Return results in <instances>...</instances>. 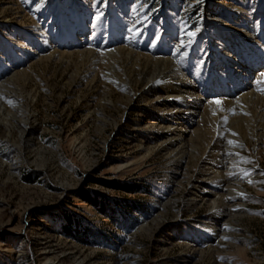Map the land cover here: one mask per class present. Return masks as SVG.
I'll list each match as a JSON object with an SVG mask.
<instances>
[{
    "label": "rangeland",
    "instance_id": "1",
    "mask_svg": "<svg viewBox=\"0 0 264 264\" xmlns=\"http://www.w3.org/2000/svg\"><path fill=\"white\" fill-rule=\"evenodd\" d=\"M256 8L254 0H0V57L5 41L48 46L63 28L85 41L98 39L109 24L126 43L144 44L130 63L127 55L96 60L72 50L62 59L33 55L5 85L0 264H264V133L249 123L214 138L233 140L224 148L228 163L221 172L241 196L219 191L214 208L192 198L195 186L212 185L200 180L209 178L213 138L202 130L193 140L199 128L192 117L186 120H192L190 134L184 133L192 147L178 164L160 142L169 129L153 119L167 117L173 102L159 112L149 99L155 94L138 83L132 90L141 97L131 100L109 76L117 66L121 79L134 81L149 67L142 58L152 54L149 43L168 39L173 46L186 31L214 34L207 20L257 27ZM102 180L132 189L109 188ZM85 192L94 205L80 197Z\"/></svg>",
    "mask_w": 264,
    "mask_h": 264
},
{
    "label": "bare ground",
    "instance_id": "2",
    "mask_svg": "<svg viewBox=\"0 0 264 264\" xmlns=\"http://www.w3.org/2000/svg\"><path fill=\"white\" fill-rule=\"evenodd\" d=\"M254 4L257 7L254 16L259 23L257 27L250 24L251 22L246 26L237 22V29L233 24L228 25V22L207 20L209 26L215 27L214 34L204 29L191 34L186 31L178 36L173 46L168 43V39L149 43V50L145 48L152 54L142 57L149 67L140 68L134 81L121 79L123 71L120 67L113 66L110 69V79L125 93L131 94V100L136 96L141 97L139 92L132 90L139 83L141 90L144 89L146 94H155L149 99L159 103L156 107L159 112H162L169 102H173V106H167V117L155 116L153 119L160 126L169 129L167 135L160 138V142L167 145L169 150L172 149L178 164L186 151L192 147V139L184 135L190 134V131L186 130V124L192 120L188 123L186 120L192 117V125L199 128L191 132L193 140L199 139L203 131L204 135L209 134L213 138L208 145L213 162L205 165V169L210 173L209 178L200 180L212 185L206 189L200 188L201 191L195 186L192 198L209 201L214 208L217 207L214 198L219 191H227L229 196L241 197L239 192L228 187L230 179L221 172L228 163L225 154L228 149L224 148H228L233 140L225 138L224 141L216 142L214 138L217 140V137H221L225 132L231 134V130L242 132L249 123H252L257 131L264 133V92L261 91L264 89V0H254ZM85 29L83 25L80 30L85 32ZM74 31L65 33L64 28L61 29L55 39L48 42V46L35 44L33 41L25 46L15 41L16 39L5 41L9 48L4 49V56L0 57V94L3 93L5 85L12 83L15 70L20 69L33 55L41 59L47 53L49 58L62 59L72 50L79 56L89 55L96 60L109 58L121 61L122 56L127 55L124 58L130 63L139 58L140 53L137 51L144 50L143 43H133V40L132 43H126L118 33L120 31L113 30L109 24L105 34L102 33L96 40H90V37L82 41L80 35ZM39 34L41 42H47L42 31ZM194 59L198 60V64L191 78L188 71H191L190 63ZM204 69L205 76L201 71ZM174 120V127L167 125L169 121ZM182 121H185L183 126L179 125ZM200 127L205 130H200ZM145 128L146 125H143L140 130ZM216 229L211 226L210 232H215Z\"/></svg>",
    "mask_w": 264,
    "mask_h": 264
},
{
    "label": "trees",
    "instance_id": "3",
    "mask_svg": "<svg viewBox=\"0 0 264 264\" xmlns=\"http://www.w3.org/2000/svg\"><path fill=\"white\" fill-rule=\"evenodd\" d=\"M101 182H102L101 184L106 186V187L114 188V189H117V190H122L124 192H130L129 189H132V188H127V186L124 187L123 184H120L118 181H114V180H109V181H103L102 180ZM85 193L86 194H80V197L83 200L87 201L88 203L94 205L95 202H93V199L90 196L87 195V192H85ZM126 208H127V215L130 216L131 213H132V211H131L132 207L130 205H127ZM100 209H101L100 210L101 212L106 213L105 210H103L102 208H100Z\"/></svg>",
    "mask_w": 264,
    "mask_h": 264
},
{
    "label": "snow or ice",
    "instance_id": "4",
    "mask_svg": "<svg viewBox=\"0 0 264 264\" xmlns=\"http://www.w3.org/2000/svg\"><path fill=\"white\" fill-rule=\"evenodd\" d=\"M97 19H99V16L97 17ZM262 75H264V74H262ZM261 91L264 92V89H262ZM9 103H11V102L9 101Z\"/></svg>",
    "mask_w": 264,
    "mask_h": 264
}]
</instances>
